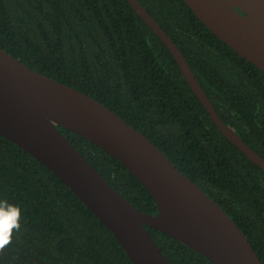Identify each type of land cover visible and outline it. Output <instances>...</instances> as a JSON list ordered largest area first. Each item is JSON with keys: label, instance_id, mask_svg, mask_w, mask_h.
Returning a JSON list of instances; mask_svg holds the SVG:
<instances>
[{"label": "trees", "instance_id": "1", "mask_svg": "<svg viewBox=\"0 0 264 264\" xmlns=\"http://www.w3.org/2000/svg\"><path fill=\"white\" fill-rule=\"evenodd\" d=\"M181 51L222 121L264 158V73L183 0H138ZM0 47L95 98L151 140L237 224L264 264V171L218 130L178 64L127 0H0ZM59 131L134 207L153 197L116 158ZM20 230L0 264H132L110 230L47 167L0 135V201ZM170 264H213L145 226Z\"/></svg>", "mask_w": 264, "mask_h": 264}, {"label": "water", "instance_id": "2", "mask_svg": "<svg viewBox=\"0 0 264 264\" xmlns=\"http://www.w3.org/2000/svg\"><path fill=\"white\" fill-rule=\"evenodd\" d=\"M172 54L220 133L264 171V158L216 113L185 57L138 0H127ZM222 42L264 73V0H183ZM57 126L118 159L153 197L134 207ZM0 135L47 167L112 233L132 264H170L145 226L213 264H261L226 212L136 128L95 98L25 65L0 47Z\"/></svg>", "mask_w": 264, "mask_h": 264}, {"label": "clouds", "instance_id": "3", "mask_svg": "<svg viewBox=\"0 0 264 264\" xmlns=\"http://www.w3.org/2000/svg\"><path fill=\"white\" fill-rule=\"evenodd\" d=\"M20 230V209L6 200L0 201V251L12 242L13 232Z\"/></svg>", "mask_w": 264, "mask_h": 264}]
</instances>
